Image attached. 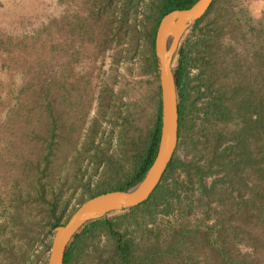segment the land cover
<instances>
[{
	"label": "rangeland",
	"instance_id": "374dc122",
	"mask_svg": "<svg viewBox=\"0 0 264 264\" xmlns=\"http://www.w3.org/2000/svg\"><path fill=\"white\" fill-rule=\"evenodd\" d=\"M98 1L101 9L95 8ZM158 3L138 0L129 9L123 2L108 8L103 0H0V264H46L50 224L64 222L89 196L124 183L136 170L156 116L158 80L148 64ZM215 3L184 39L207 45L206 58L215 70L239 59L255 74L254 26L264 24V0ZM188 71L192 106L175 152L178 168L166 186L187 180L180 164L190 165L189 178L195 182L192 169L205 166L212 151L201 129L205 99L195 100L192 89L197 70ZM216 77L223 82L231 75ZM234 129L233 124H215L208 132ZM218 178L210 173L202 182L209 187ZM188 188L181 195L183 200L189 196L183 204L190 203L188 211L174 207L166 215L161 205L111 220L139 252L161 246L168 225L187 223L190 232L194 227L201 232L192 235L184 251L195 260L216 259L207 245L214 241L215 251L222 248L236 263L256 259L253 247L229 238V232L222 242L218 239L216 223L228 231L234 225L237 194L227 190L220 203ZM111 244L103 230L94 232L80 244L75 264H103Z\"/></svg>",
	"mask_w": 264,
	"mask_h": 264
},
{
	"label": "trees",
	"instance_id": "16d2710c",
	"mask_svg": "<svg viewBox=\"0 0 264 264\" xmlns=\"http://www.w3.org/2000/svg\"><path fill=\"white\" fill-rule=\"evenodd\" d=\"M137 1L103 0V2H107V6L109 5L108 8L123 2L124 4L126 3L129 9H134ZM196 1L159 0L157 17L151 33V58L148 64V68L154 75L156 83L154 37L159 21L167 13L174 10L187 9ZM99 2L95 4L96 9L102 8ZM215 2L218 7H223L225 0H216ZM203 18L196 21L191 29H195ZM120 24L121 27L126 25L124 17H122ZM254 29L257 33V50L254 52V56L257 57L255 74L251 71L252 66H247L243 60L240 61L239 59L233 62L231 66H226L223 71L215 70V64H211L206 58L205 50L209 48L207 45L203 44V42L190 43L184 39L185 35L179 43L172 65L178 99L177 148L181 144L182 136L184 137L185 135V117L192 106L188 104L189 67L197 70L194 78L195 84L192 89L195 100L205 99L201 104L203 116L201 129L205 132L204 138L212 145L211 156L208 161H205L206 165L192 169L195 182L189 178L190 165L180 164L179 167L187 174V180L181 183L173 182L172 186L165 185V180L178 168L179 162L175 158L174 153L164 175L148 200L128 211L111 213L101 219L90 221L83 225L67 245L63 264H75L80 253V244L84 238L93 235L98 230H103L112 242L111 248L107 250L106 254L108 256L103 261V264H162L166 261H171V263L175 264H264V256L261 255V251H264V24L257 23ZM249 72H251L250 75ZM218 73L226 74L227 76L231 75V78L222 82L219 77H216ZM155 97V122L149 138L144 144L142 154L138 158L136 170L124 183L102 190L87 199L110 191L128 190L142 180L155 158L159 141L160 101L158 85L156 86ZM215 124L224 126L233 124L236 129L231 133L225 134L208 132ZM220 147L222 148L221 150ZM210 173L218 175L219 178L214 179L209 187H205L202 179ZM190 185L192 189H197L200 197L208 201H220L221 203L222 196L227 190L237 194V200H233L235 211L231 217L234 220V225L228 231L222 224L216 223L219 226L218 239L222 242L221 239L224 238L225 240L226 234L229 232V238L233 236L238 242L246 243L253 247L257 255L256 259L251 262L244 259L236 263L224 254L222 248L218 247L220 252H216L215 246L217 244L214 241V243H208L207 245L211 246L210 248L215 253L212 258L216 259L209 261V257L200 256V258L195 260L189 253L186 252L185 254L184 251L187 248L190 249L192 235L201 232L199 227H194L193 231L190 232L187 223L178 225V228L177 226L168 225L167 234L163 237L162 245H158L161 248L154 244L139 252V246L134 243L133 239H129L117 231L115 223L111 220V217L126 215L140 209L154 211L161 205L166 215H169L174 207L177 210L180 209L179 212L183 208H187L188 211L191 209L190 203L187 207L183 206V204L185 205L184 202L187 198L189 199V196L187 195L183 200L181 195L188 193V186ZM218 205L221 208V205ZM220 212H223V210ZM70 215L62 223L56 220L50 224L49 230L51 231L55 227L65 224ZM151 233L153 231L149 229V234ZM154 239H156V236H154ZM196 242L194 243L196 244ZM222 245L224 246V244Z\"/></svg>",
	"mask_w": 264,
	"mask_h": 264
},
{
	"label": "water",
	"instance_id": "95a60500",
	"mask_svg": "<svg viewBox=\"0 0 264 264\" xmlns=\"http://www.w3.org/2000/svg\"><path fill=\"white\" fill-rule=\"evenodd\" d=\"M216 0H197L191 7L164 15L154 37V60L159 87L160 133L155 158L135 186L85 200L65 224L51 231L46 264H63L66 247L86 223L111 213L133 209L148 200L164 175L178 145V99L172 65L179 43L193 24L203 18Z\"/></svg>",
	"mask_w": 264,
	"mask_h": 264
}]
</instances>
